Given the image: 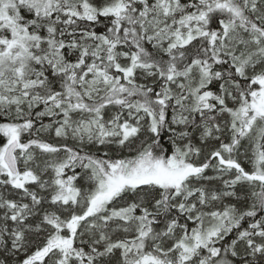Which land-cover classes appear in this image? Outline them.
I'll return each mask as SVG.
<instances>
[{
	"label": "snow or ice",
	"instance_id": "6c2138e0",
	"mask_svg": "<svg viewBox=\"0 0 264 264\" xmlns=\"http://www.w3.org/2000/svg\"><path fill=\"white\" fill-rule=\"evenodd\" d=\"M0 264H264V0H0Z\"/></svg>",
	"mask_w": 264,
	"mask_h": 264
}]
</instances>
